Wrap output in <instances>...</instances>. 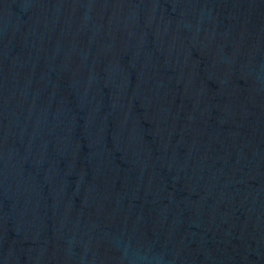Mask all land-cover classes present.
Returning a JSON list of instances; mask_svg holds the SVG:
<instances>
[{
    "label": "water",
    "instance_id": "95a60500",
    "mask_svg": "<svg viewBox=\"0 0 264 264\" xmlns=\"http://www.w3.org/2000/svg\"><path fill=\"white\" fill-rule=\"evenodd\" d=\"M0 264H264V0H0Z\"/></svg>",
    "mask_w": 264,
    "mask_h": 264
}]
</instances>
